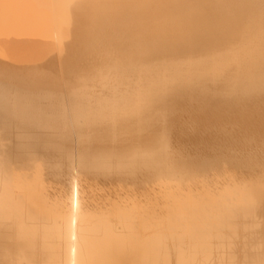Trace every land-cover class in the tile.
<instances>
[{"label": "bare ground", "instance_id": "obj_1", "mask_svg": "<svg viewBox=\"0 0 264 264\" xmlns=\"http://www.w3.org/2000/svg\"><path fill=\"white\" fill-rule=\"evenodd\" d=\"M2 1L7 10L15 6L13 0L10 7ZM24 1L27 8L29 2ZM56 1L59 5L61 0ZM86 1L82 7L72 3L80 7V25L69 31L74 30L77 47L65 67L66 87L54 76L31 77L22 74L23 69L13 70L18 66L14 60L13 69L0 64V264H264V221H258L264 219V175L241 184L232 182L215 193L206 185L197 195L181 192L186 183L202 176L232 170L221 168L218 154L202 158L197 147L203 148L209 140L217 147L233 140L255 145L251 152L264 149V0ZM22 4L20 9H26ZM68 7L57 9L63 10L62 17L69 15L63 16ZM2 10L1 14L11 12ZM63 22L61 26H66ZM36 29L38 33L42 28ZM57 29L55 33H64ZM41 32L40 38L51 33ZM55 35L52 39L57 43L51 46L56 48L60 41ZM5 36L0 37V47L17 45L20 48L14 50L19 54L22 46L16 40L20 39L10 45L11 39L4 43ZM31 37L32 43L45 40ZM66 42V47L72 43ZM46 45L38 49H55ZM24 46L21 50L27 54L30 47ZM2 47L1 57L24 56L13 54L12 47L13 52L5 47L7 54ZM37 50L31 51L37 60L29 53L40 65L45 59H38ZM50 58L46 62L53 61ZM42 65L38 68L44 70ZM218 72L222 84L211 87L210 77ZM197 80L202 85L197 97L184 92L182 84ZM89 84L106 95L97 97L84 89ZM133 98L142 107L130 115ZM14 130L41 131L28 138L46 150L39 173L47 169L119 182H159L165 188L163 228L148 225L147 218L157 216L147 208L139 212L133 204L118 207L114 216L103 212L74 219L61 202L29 195V185L18 183L25 179L15 175L5 160V141ZM173 147L179 150L176 156L171 155ZM228 151L234 158L235 150ZM234 167L246 174L264 173L263 167Z\"/></svg>", "mask_w": 264, "mask_h": 264}, {"label": "rangeland", "instance_id": "obj_2", "mask_svg": "<svg viewBox=\"0 0 264 264\" xmlns=\"http://www.w3.org/2000/svg\"><path fill=\"white\" fill-rule=\"evenodd\" d=\"M7 1H5L7 3L6 5H9L11 2L13 4V1H14V4H15L16 7L19 5V3L23 2V4L21 3L22 4V8H26V7H24V6H26L24 0H22V1L19 0L20 1L19 3H17L15 0H13V1L10 0L11 1L10 3H9V0H7ZM39 1H41L40 4H39ZM44 1L45 0H38V2H37L35 0V2H34V0H31V2H30V0H28L29 3H32V5H30L27 2V0H26V3H28L27 8H29L31 6L29 9L26 8V9H22L21 10L20 9L21 4H20V6H18L17 9H16L15 6H11L13 9L14 8L16 9V12H18L17 14H15L16 13L15 10L13 12L11 11L12 8L11 9L9 8L7 10L6 8H4V6L2 4H0L1 7H2V8H0L1 11H3L2 9H5L6 10L5 12L8 11V13H9V10L11 11L9 14H6V13L1 14L0 13V19L2 17V19L4 20V21L2 19L0 20V23L2 24V25L0 24V26H1L0 28H2L5 31L4 26L6 27V31L3 32L5 34L2 33L3 35H1L2 29L0 30V37L1 36L4 37L5 35H7V37L5 36L6 37L5 38L6 41L3 40L4 38H1L2 39L1 41H4L5 44H8V43H10V39H11V44L10 45L17 44L16 42L20 41V42H18V45L20 43V45L22 47L24 46L23 42H24V44L27 47L29 46V44L30 45L34 44L33 47L29 46L30 50L26 52L28 54L29 52L33 51V49H35V48H36V50L38 48L41 49L42 46H43L42 43H46L47 44V42H50L53 35H54L53 38H55V36H56L55 34L59 35L60 33H58V31H57V33H55L57 28H58L57 30H59V29H62V30L63 29L64 30L69 29L68 31H64L63 30V32L65 34L69 35V34L72 33L71 36L67 35L69 37V39H68L67 36L64 35L62 30H60L59 32H61L63 34L59 35L58 36L59 38L57 37L58 38V42L60 41V43H58L59 45H57L58 47H60L59 50L57 49L58 47H56V48L54 47L55 46L54 43H57V41H56L57 39H55V40L52 39V41H55V42L51 41L50 43H53V44H48L49 46L54 45V46H51V47H54L56 49L55 50V49L52 48L53 50L51 49L52 51L49 52L47 50H50V49L46 48L47 53L48 52L50 53V54L48 53L49 55L47 53L45 54V52H46L45 49L44 50L42 49L43 51L38 49L39 51L37 50L38 52L36 51V53L41 54V56L36 54V56H38V59H41V61H42V58H43V60L45 59V61L43 63L40 62V65L38 64L39 62L37 63L35 61V60H37L36 59L37 57H35V54H34L35 51H34V53L33 52H31V53H33L32 56H34V58H35L34 61L36 63L33 61L32 56L30 55V53L27 56L28 58H26L25 55H27V54L24 53L25 51L22 52V50H21L22 47H21V49L18 52H19V54L20 53H22V54L24 53L25 57L23 55H21L23 57H21V58L19 57L20 59L16 58V60H15V59H13L15 57H9L8 56L9 59H7V58H5V57H7L6 55H5V57H1L0 56V60L3 59V61H0V64H1V62L4 63V64H1L2 66L4 65L3 67L12 66V67H10V69H13V67L18 65L17 66L18 68L16 67L13 70H15V69L19 70V72L25 70V71H23L21 73L22 74L24 73V75H30L31 77L32 76H36V75H45V76H48V77L54 76V77L59 79L61 86L63 84L62 87H66L65 83L62 82L63 81L62 79H64L65 67L68 64V62L71 60L72 54H73L74 50L77 47V40L73 36L74 30H72L71 33H69V31L71 29H73V28H75V30L78 29V27L80 25L79 24V14H78V12L80 10V7L83 6V3H86L87 1L86 0H82V1L77 0V4H76L75 0H73V1L72 0L71 1L67 0L68 3L66 2V4H65V3H63V1H66V0H61L59 5H61V4L66 5V6H64L65 8L63 7V5L60 6V7H62L63 10L66 9V7H68L67 6L68 4L70 6L67 9V10H69V12L66 10V13H65V11H64V15L63 16H65V14L66 15H68V14L70 15V14L74 13L73 15H75V16L70 15V16H72V17H70L68 15L70 18H68V16H66V18L62 17L63 10H61V9L57 10L60 7L57 8L59 5H58L56 0H54V1L51 0V3L48 1L49 4L45 3ZM55 1H56L57 5H56ZM69 1L71 2V4H70ZM0 2L3 3L4 1L0 0ZM58 2H59V0H58ZM34 3H37V4L35 5ZM72 3L75 4V5H79L80 4L81 6L78 9L77 6H76L77 8H75V6L73 7ZM4 5H5V3H4ZM33 5H34V8H32ZM45 5H47V6L49 5V7H47V6L45 7ZM5 7H7V6H5ZM9 7H10V5H9ZM37 7H39V8L41 7V8L39 10H36L35 8H37ZM44 8H45V10H44ZM54 8H56L55 10H57V13H55V15H52L54 13V11H55V10L53 11ZM74 8H75V12H74ZM33 9H35V10H33ZM47 9H49V10H47ZM24 10L25 11L28 10V11H26V14H25L27 19H26L25 15L23 16V14L25 13V12L23 13ZM38 11H41V12L38 13ZM42 11L44 13H42ZM58 11L61 14V16L57 15ZM19 12H22V13H19ZM47 12H49L50 15L49 14L47 15ZM28 13L32 14L33 16L28 14ZM14 14H15V16H14ZM42 15L44 17H42ZM18 16L19 17L22 16V18H24V20H26V21L24 22L23 19L19 18ZM30 16H31V19L28 18ZM48 16H49V18L53 17V19L52 18L48 19ZM11 17H13V18H11ZM14 17H15V19H14ZM32 17H34V18H32ZM56 17H58V19L61 18V20H62V18L64 20L67 19V21H64V22L62 21L64 24L66 23V26L62 25L64 28L61 26L62 22L59 21L58 19H56ZM36 18H37V20H36ZM39 18H40V20L38 21ZM73 18H74V21H73ZM77 18H78V20H77ZM17 19H18V21L20 19H22V21L25 24L22 25L23 22L20 20L21 21V25L19 26L20 21L18 23V21H16ZM54 19H56V20H54ZM13 20L15 22H13ZM51 20L54 21L53 22L54 26H52L53 24H52ZM68 20L70 22H68ZM30 21H32V22H30ZM40 21L42 23L44 21V24L39 23ZM71 21H73V22H71ZM3 22H4V24H3ZM5 22H7V23H5ZM57 22H61V23H59V25L61 27L60 26L57 27V25H58ZM15 23H17V25ZM33 23H34L35 27H34V25H32ZM50 23L52 25H49ZM68 23L69 24L73 23V24L68 26L67 25ZM74 23H75V26H74ZM6 24L8 25V27L10 26L11 28L9 27L7 29V25ZM30 25H31L32 28L30 27ZM37 25H39V26H37ZM40 25L41 26L44 25V26L41 27ZM13 26L15 27V29H18L19 32L17 31V33L19 35L16 34L15 29H13L15 32L12 33ZM21 26H23L24 28H20ZM25 27H27V28H25ZM36 27H38L39 30H40V28H42L41 30L43 32H41V30H40L37 33ZM47 27L48 28L50 27V28L54 29V33H52V31H53L52 29L49 30ZM70 27H71V29H70ZM9 29H11V31H9ZM28 29L30 31L31 30L32 31L30 32ZM22 30H24L23 31L24 34L20 33V32H22ZM34 30L36 31V33H34ZM47 30H49V33L51 32L52 34L51 33L49 34ZM46 31H47V33L49 35H47ZM26 32L29 33V34H27ZM40 32H41V34L43 33V34L47 35V37L48 36L51 37V38L48 37L49 41L48 40L46 41L47 37L45 38L44 35H41L42 36L41 38L38 37ZM8 33H10V34H8ZM11 33L16 35V37L14 38V36L11 35ZM30 33H31V35L33 37H34V35H37V39L38 40H41V39L45 38V40L43 39V40H41V42L36 40V36L34 37L35 40L33 39L34 41H38L41 47L38 46V45L35 46L36 44H38V42L37 43L36 42L32 43L33 41H32V37H31ZM9 35H10V37H9V40H8V36ZM28 35H29V37L31 39L28 37ZM63 35L65 36V38H64ZM12 37L14 39H12ZM60 37L63 38V39H60ZM16 38H19L20 40H18V39L16 40ZM23 39H24V41H23ZM29 39L31 40V42L28 41ZM74 39H75V41H74ZM14 40H16V42ZM62 40H64V42H61ZM65 40L66 41L69 40L73 44L72 43L70 44V42H69V46L66 47L68 45V43ZM63 44H65L66 46H64ZM0 45H1V43H0ZM48 45H46V46H48ZM62 45H63V48L66 51H68L66 55L64 54V53H66V51H63L64 49L61 48ZM72 45H74V46L72 47ZM4 46L8 47V48L12 47V46L9 47V44H8V46H6V45H4ZM14 46H17V45H13V47H12L13 49L10 48L9 49L10 51L9 50H5V47H2V48L8 54V51L11 52L12 50H14V48H16ZM26 46H24V47L26 48ZM1 47H0V50L2 51ZM17 47H19V46H17ZM19 48H16V49L18 50ZM25 48H24V50H25ZM16 49L14 50V52L12 51L13 54L17 53ZM40 51H41V53H39ZM53 51H55V53H56L55 55L56 56L58 55L57 58H61V56H62V58H61L62 60L60 59V61H59V59L57 60V58L53 59V57L55 56V55H53V53H54ZM51 52H53V53H51ZM57 52H58V54H57ZM59 53H61V54H59ZM19 54L17 53V55H19ZM68 54H69V56H68ZM42 55H44V56L48 55V56H51L52 58H50L48 56H45V57L43 56L42 57ZM2 56H4V55H2ZM30 56H31V58H29ZM39 56L41 58H39ZM64 56L65 57L67 56V57L65 58ZM63 57H64V59H63ZM48 58H50L51 60L53 59V61H51L49 63L46 62V61H50ZM11 59H12V61L13 60L16 61V64H14L15 66L13 65L14 61L12 62ZM17 59L20 60L19 61L20 63L17 61ZM21 59L25 60V61H22L23 62L22 64H21ZM28 59H29V63L30 64L33 61V63L31 64L32 66L27 62ZM7 61L10 64H8ZM25 62H27V63H25ZM60 62H62L61 65H60ZM44 63H45V67H43V69L45 71L41 69L42 66H44V65H42ZM46 63H47V65H46ZM50 63H51V65H50ZM5 64H8V65L5 66ZM37 64H38V66H36ZM49 65L51 67L52 66H54V67L50 68ZM59 65L60 66L63 65V66L60 68ZM21 66H23V67H21ZM39 66H41V68H38ZM26 67H28L29 69H27ZM33 67H35V69H33ZM30 68H31V70H30ZM36 68H38L39 70L36 69ZM21 69H23V70H21ZM32 69H33L34 72L32 71ZM57 69H59V70H57ZM60 69H62V71H60ZM36 70L39 71V72H41V71H44V72L36 73ZM26 71L29 72V74H26ZM59 72H60V74H59ZM220 75H221V73L218 72L214 76L210 77V85H211V87H217V85L222 84V79H221ZM201 86H202L201 82L198 81V80L195 81V82L184 83V84L181 85V87L184 88V92L192 95L193 97H197L198 96V92L201 89ZM84 89H87L91 93L95 94L97 97H102V96L106 95V92L102 91L100 88H98L96 85H93V84H89L88 86H85ZM130 97H131V95L130 96L129 95L125 96V98L132 99ZM133 101H135L134 105L132 107H128V108H132V109H128L127 110V113L129 112L130 115H134V111H133L134 108L142 107L140 105L139 106L136 105L137 102H138V100L136 98L135 99L133 98ZM144 104L145 103H143V105ZM38 134H41V131H23V130H17L16 131V130H14V132H11L10 136L5 141V144L8 147V154L5 156V160H7V164L9 166V168L11 169V171L15 175L19 176L21 179H25V180L18 181V183L19 184H27V185H29V187H30L29 190H28V194L29 195L37 197V198H40V197H43V196H48L50 201H59V202H61V204H63V206H64V209H66V211L71 216H75V217H73L74 219L75 218H79V216H81L83 214L100 215L103 212H109L110 215L114 216V215L118 214V209H117L118 207L123 208V207H127L130 204H133V205H135L137 207V211L140 212V211H142L143 208H147V210L150 212L149 214L157 216V217H148L147 220H146V223L148 225H153V226H155V228H161V229L163 228V226H162L163 222H162V219H161L162 217H160V216L162 214V208L165 206V200H164L165 188H164V186L162 184H160L159 182H149V183L119 182V181H114V180H104L102 178H94V177L81 175V174H77V173H73L72 174L70 172H64V173L60 172L59 173V172H56V171H51V172L48 173L47 169L44 170L43 173H39V171H37V168H38V166H42V165L45 164L46 150H45L44 147H41V145H39L38 142L35 143V142H31V141L28 140V138L30 136H35V135H38ZM74 140H76V139H74ZM74 140L72 142H74ZM211 141H213V140H209L203 146V148L201 147V149H199L197 147V151L201 154L202 158L206 159L208 157L215 156V154H218L220 156L221 160H222V161L220 160L221 163H223V164H220L221 168H224V169L225 168H230L232 170H228L225 173L220 174V175L216 174L214 172L213 173H209V174H207L205 176H202V177L198 178L194 182L186 183L185 185H187V186H184V187L181 188V192L182 193L189 191V192H191V194L197 195L198 193H200L203 185H206L211 192L215 193V192H218L221 189L229 186L232 182L241 184L243 182H249L251 179H258L259 177H262V175H264V173L263 174H251V173H247L246 174V172L244 173V171H241V170H239V168H237V167L235 168L234 167V166H239V167L253 166V167H257L258 169L260 167L264 168V149L261 148L260 152H259V150L251 152L252 149H255V145L250 144V143H245V142L239 144V143H236L233 140H228L227 142H225L223 147H222V145L220 147H217V146H215L214 142H211ZM229 148H232V149L235 150V153L233 155V157L235 159L231 158V153H229V151H228ZM178 151L179 150H178L177 147H173V149L171 151V155L172 156L178 155ZM253 155H255L256 157L251 159V156H253ZM28 176H31V177L28 178ZM156 209H157V211H156ZM258 221L262 222V221H264V219L262 217H258Z\"/></svg>", "mask_w": 264, "mask_h": 264}]
</instances>
